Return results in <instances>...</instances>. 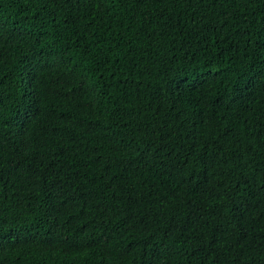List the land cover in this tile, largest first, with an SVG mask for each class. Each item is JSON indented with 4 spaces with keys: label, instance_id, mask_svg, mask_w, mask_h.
<instances>
[{
    "label": "trees",
    "instance_id": "16d2710c",
    "mask_svg": "<svg viewBox=\"0 0 264 264\" xmlns=\"http://www.w3.org/2000/svg\"><path fill=\"white\" fill-rule=\"evenodd\" d=\"M0 264H264V0H0Z\"/></svg>",
    "mask_w": 264,
    "mask_h": 264
}]
</instances>
